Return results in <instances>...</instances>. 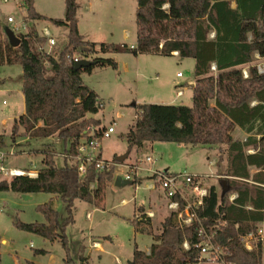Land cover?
<instances>
[{
  "label": "trees",
  "instance_id": "obj_1",
  "mask_svg": "<svg viewBox=\"0 0 264 264\" xmlns=\"http://www.w3.org/2000/svg\"><path fill=\"white\" fill-rule=\"evenodd\" d=\"M64 1V18L52 19L36 11L34 0H23L27 22L46 21L67 29V42L55 56L39 51L46 39L37 32L19 34L20 45L11 47L0 19V66L22 68L19 81L25 112L15 120L12 138L25 136L30 141L56 138L63 147L61 153L54 144L34 150L43 157L44 165L36 178L0 180L1 192L52 194L64 202L63 221L51 204H45L38 207L45 223H16L17 227L51 242L58 240L67 252L65 264H72L64 229L74 222V201L101 207L107 186L114 183V168L103 172L92 168L81 177L68 159L88 136V128L99 129L102 124L93 118L101 109L100 101L83 84L82 74H90L97 67L117 69L114 59L94 58L90 59L94 62L92 66L76 70L73 59L77 56L86 59L80 55L81 47L88 48V55L133 52L171 57L177 52L178 57L195 61L192 105H134L138 114L126 137L129 151L147 142L224 146L227 184L222 183L220 192L215 186L209 188L202 206L195 210L197 218L191 225L182 224L175 212L166 217L160 232L152 238L149 253L136 248L132 264L205 262L198 246L202 229L220 252L219 262L264 264L262 242L251 251L245 248V238L257 234L259 224L264 221V189L259 186L264 184V74L258 72L254 58L255 54L264 58V0H137L134 48L84 40L78 30L77 0ZM213 64L216 73L211 70ZM244 68L248 70V78L243 77ZM236 128L248 135L246 140L231 135ZM251 148L254 154L247 153ZM57 155L64 157L62 167L56 165ZM113 162L117 163L116 159ZM252 169L257 172L252 174ZM137 182L135 179L130 184ZM232 194H237V198L230 202ZM180 203L182 211L184 203ZM137 212L133 224L140 228L150 220L144 207ZM185 243L189 249L184 248Z\"/></svg>",
  "mask_w": 264,
  "mask_h": 264
},
{
  "label": "rangeland",
  "instance_id": "obj_2",
  "mask_svg": "<svg viewBox=\"0 0 264 264\" xmlns=\"http://www.w3.org/2000/svg\"><path fill=\"white\" fill-rule=\"evenodd\" d=\"M78 2L82 4V0ZM135 2L136 0H97L93 2L92 13L86 14L80 9L79 15L82 14L90 20L85 22L91 35H97L96 38H99L98 36L102 37L111 32L114 39L120 41L122 31L128 28V25L136 33V18L129 14V7L131 4L135 5ZM34 7L41 15L52 19H62L65 15L64 0H34ZM93 13H96V16ZM11 16L15 20L14 23L7 21ZM25 17L26 11L20 12L16 2L0 0V19L4 31H13L18 27L19 30L14 31L18 36L41 33L46 27L57 42L53 51L58 54L67 42V29L46 21L27 22ZM94 19L98 21L97 25ZM121 41L115 44L120 45L123 43ZM80 51V55L88 60L107 58L106 54L101 53L88 55V48L85 46L81 47ZM116 62L117 69L109 66L97 67L92 73H83L81 76L83 84L98 93L99 101L103 104L93 117L102 123L98 130L107 129L115 123V133L99 139V148L94 153L107 161L128 155L127 159L116 167V173L128 172L126 165L139 167L140 161L148 156H151L155 163L141 165L142 170L137 173L138 182L135 184L116 187L113 183L107 186L101 207L81 200L74 201V222L64 229L72 264H131L136 248L149 253L152 238L160 232L162 221L172 211L168 210V200L158 185V179L148 173L147 169L167 171L169 174L201 176L206 188L215 186L218 192L222 189V183L224 186L227 184L224 146L209 148L179 143L147 142L141 147H133L130 151L128 148L126 137L136 123V103L160 104V101H175L169 105H192L191 86L195 82V61L173 56L134 55L133 52H124L118 55ZM258 62L255 60V64L262 63ZM178 74L181 76L178 77ZM21 75L22 68L19 65L0 66V154L5 155L2 165L6 169L39 171L44 167L43 157L35 154L34 150L54 144L56 138L32 141L25 136H18L15 140L12 138L13 124L25 112L19 81ZM179 89L184 93L182 98H176ZM211 107H214L213 103ZM231 135L235 139H241L242 133L237 129ZM54 148L58 153L63 151L61 145L54 144ZM11 153L13 155H10ZM55 160L58 167L64 165L63 156L57 155ZM0 180L9 181L10 178L0 174ZM45 204L52 205L59 213L61 221L66 218L65 205L60 196L39 193L25 200L21 194L0 191L1 264H65L67 252L58 240L51 242L34 233L23 231L16 225L45 223V216L38 211V207ZM139 207L151 210L152 212L148 213L153 214L151 217L147 215L150 221L140 228L133 224ZM95 243H100L101 248H96ZM250 243L253 245L255 241ZM204 257L207 260L199 264H224L208 261L209 255ZM80 258L86 261L82 262Z\"/></svg>",
  "mask_w": 264,
  "mask_h": 264
},
{
  "label": "built area",
  "instance_id": "obj_3",
  "mask_svg": "<svg viewBox=\"0 0 264 264\" xmlns=\"http://www.w3.org/2000/svg\"><path fill=\"white\" fill-rule=\"evenodd\" d=\"M4 2L14 1L16 2L17 9L25 11V4L23 0H3ZM8 23H14L15 20L11 16L7 19ZM19 28L16 27L13 31H18ZM40 35L46 39V42L43 46L39 47V51L46 53L47 55H54V47H56L57 42L55 38L51 35V32L48 28H43ZM211 38H214V34H211ZM47 46V48H46ZM131 48H134L132 46ZM257 56L261 58L258 54ZM80 57H75L73 61L75 63L81 61ZM48 64V63H47ZM258 72L264 74V63H259L256 65ZM211 70L216 73L215 64L212 65ZM180 77L181 75L178 74ZM247 68L243 69V77L248 78ZM183 96V91L179 90L177 92V97L180 98ZM255 104V103H253ZM88 136L82 139L77 147L76 153L68 157L70 163L74 165L81 177H84L87 172L94 168L96 171L103 172L108 171L114 168V180L116 177L120 176L123 180L133 181L137 178V173L142 170L141 165H154L155 161L151 156L146 157L144 160L140 161V166H127L128 172H118L116 173V167L121 165V163H114L113 161L103 160L100 156L96 155L94 151L99 148L98 140L106 137H110L115 133V123H112L107 129L98 130L94 127L88 128ZM85 142H82L84 141ZM54 144L61 145L60 139H55ZM248 154H254V149L247 150ZM10 155H13L12 153ZM4 154H0V174L12 178L19 176H27L30 178H36L38 176L37 170H17V169H6L3 167ZM151 175L155 176L158 179V185L163 191L165 197L168 200L167 207L168 210L178 214L179 221L184 225H191L192 222L197 218L195 210L202 206L204 199L208 196L209 188L204 186V181L201 176H195L190 174H169L167 171H159L155 169L146 170ZM260 187L264 189V184H260ZM93 188V187H92ZM237 198V194H232L229 197L230 202H233ZM184 203V210H180L181 203ZM148 217H151V213H146ZM264 225V221L262 222ZM255 241V245L258 242L264 241V230L262 227L258 229L257 234H251L245 238V248L249 251L254 249V244L251 245V241ZM198 246L201 247V254L209 255L210 259L208 261H218L220 252L214 248L210 243V238L207 236L206 232L202 229L200 232V242ZM185 249H189L188 243L184 244ZM206 258V257H204ZM207 260V259H206Z\"/></svg>",
  "mask_w": 264,
  "mask_h": 264
},
{
  "label": "crops",
  "instance_id": "obj_4",
  "mask_svg": "<svg viewBox=\"0 0 264 264\" xmlns=\"http://www.w3.org/2000/svg\"><path fill=\"white\" fill-rule=\"evenodd\" d=\"M94 1H96L97 2V0H82V4L80 5L79 4V2H78V0H77V3H78V5H79V9H78V12H77V19H78V30H79V33L83 36V38H84V40H86V41H89V42H94V43H108V44H115V43H117V42H120L121 40V42H123L122 44H127V45H129L130 47H132V46H136V43H137V37H136V33H135V31L133 32L132 31V29H131V27H129L130 25H128L127 27L128 28H125V29H123V31H122V39L120 40V41H117V39H114V34L113 33H111V32H109L108 33V35H104V36H98L99 38H96V36L97 35H91L90 33H89V31H88V26H86L87 25V22H85L87 19L81 14V15H79V10L80 9H83L84 10V13H86V14H90V13H92L93 11H94V5H93V2ZM100 1V0H99ZM101 1H103V0H101ZM118 1V0H117ZM83 6V7H82ZM137 0H136V2H135V5H133V4H131V6L129 7V14H131V15H134L135 16V18H136V11H137ZM93 15L94 16H96V13H93ZM46 16V15H45ZM47 18H51V17H48V16H46ZM90 19V18H89ZM95 20V19H94ZM84 21V22H83ZM87 21H90V20H87ZM95 25H97L98 24V21L97 20H95ZM88 31V32H87ZM136 31H137V29H136ZM107 36V37H106ZM118 55H120V54H106V56H107V58H111V59H114L115 61H118ZM173 57H178V53L177 52H175L174 53V55H173ZM254 58H255V60H257V61H261L262 63H264V58H259L258 56H257V54H255V56H254ZM137 59H141V58H138L137 57ZM258 62V63H259ZM117 65H118V62H117ZM257 65V64H256ZM125 70L127 71V69L125 68ZM138 75V74H137ZM179 77V76H178ZM21 82V81H20ZM195 83V82H194ZM21 86H22V82H21ZM194 86V84L191 86V87H193ZM22 90V89H21ZM180 90V89H179ZM179 90H177V92L179 91ZM93 91V90H92ZM95 92V91H94ZM177 92H176V98H178L177 97ZM96 93V92H95ZM96 95L98 96V99H100V97H99V95H98V93H96ZM183 96H184V93H183ZM182 96V97H183ZM182 97H180V98H182ZM174 102L175 101H171L170 103H166V102H164V101H160L159 103L160 104H162V105H169V104H174ZM256 104V103H255ZM254 104V105H255ZM102 102H100V106H101V108H102ZM135 105H142V104H140V103H136ZM94 117V116H93ZM237 129H239V128H236L235 130H237ZM239 131H241L240 129H239ZM241 133H242V135H241V140H246V138L248 137V135L245 133V132H243V131H241ZM252 149V148H251ZM211 164H213L212 162H211ZM257 172V170L256 169H252L251 170V173L252 174H255ZM164 194V193H163ZM31 198H33V196L34 195H29ZM145 212L146 213H148V212H152L151 210L149 211H147V210H145ZM260 227H262L263 228V230H264V225H262V223H260L259 224V228ZM3 242H5V241H3ZM2 242V243H3ZM0 243H1V238H0ZM95 247L97 246V247H99V248H101V245H100V243H95V245H94ZM254 246H256L255 244H254ZM96 247V248H97ZM263 249H264V243H263ZM148 250V249H147ZM1 264V263H0Z\"/></svg>",
  "mask_w": 264,
  "mask_h": 264
},
{
  "label": "water",
  "instance_id": "obj_5",
  "mask_svg": "<svg viewBox=\"0 0 264 264\" xmlns=\"http://www.w3.org/2000/svg\"><path fill=\"white\" fill-rule=\"evenodd\" d=\"M5 34H6V37H7L8 41H9V44H10L11 47L17 48L20 45L21 40L16 36L14 31L7 29L5 31ZM93 64H94V62H92L90 60L83 59V60H81V61H79V62H77L75 64V69L76 70H81V69L90 67ZM127 157H128V155L117 157L116 158V162L123 163L127 159ZM129 184H130L129 181L123 180L120 176L116 177L115 180H114V186H116V187L126 186V185H129ZM22 196H23V198L25 200L31 199V197L29 195H22Z\"/></svg>",
  "mask_w": 264,
  "mask_h": 264
}]
</instances>
